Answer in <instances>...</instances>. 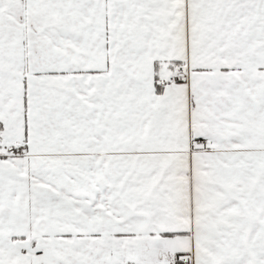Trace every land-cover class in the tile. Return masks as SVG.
<instances>
[{"label": "snow or ice", "instance_id": "snow-or-ice-1", "mask_svg": "<svg viewBox=\"0 0 264 264\" xmlns=\"http://www.w3.org/2000/svg\"><path fill=\"white\" fill-rule=\"evenodd\" d=\"M0 264H264V0H0Z\"/></svg>", "mask_w": 264, "mask_h": 264}]
</instances>
